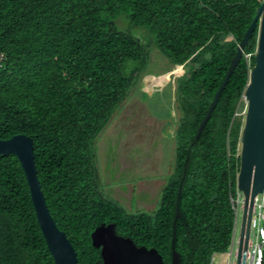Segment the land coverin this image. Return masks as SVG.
<instances>
[{"label":"trees","instance_id":"obj_1","mask_svg":"<svg viewBox=\"0 0 264 264\" xmlns=\"http://www.w3.org/2000/svg\"><path fill=\"white\" fill-rule=\"evenodd\" d=\"M258 0H0V140L32 141L46 207L76 255L101 264L91 233L113 224L163 264H209L230 246L244 89L257 28L206 122ZM231 37L225 41L226 37ZM151 47L186 71L172 174L153 214H127L99 188L94 141L147 68ZM178 213V216H176ZM0 264H53L22 168L0 157Z\"/></svg>","mask_w":264,"mask_h":264},{"label":"rangeland","instance_id":"obj_2","mask_svg":"<svg viewBox=\"0 0 264 264\" xmlns=\"http://www.w3.org/2000/svg\"><path fill=\"white\" fill-rule=\"evenodd\" d=\"M151 49L145 72L112 113L93 147L100 190L130 215L154 213L172 174L174 135L182 118L175 90L186 68L171 65Z\"/></svg>","mask_w":264,"mask_h":264},{"label":"water","instance_id":"obj_3","mask_svg":"<svg viewBox=\"0 0 264 264\" xmlns=\"http://www.w3.org/2000/svg\"><path fill=\"white\" fill-rule=\"evenodd\" d=\"M258 2L255 16L238 44L226 76L198 127L200 132L232 69L240 59L243 48L258 25L256 49L253 55L254 65L249 70L248 83L242 96L245 102V113L239 139L236 190L243 196V214L237 264H240L242 245L248 238L254 199L264 190V0H258ZM7 154H13L22 168L37 224L53 264H76V255L71 244L65 234L56 227L46 207L36 176L31 139L24 135H14L7 140H0V157ZM91 244L100 249L101 264H163L155 249L136 247L130 239L116 235L113 224H102L96 227L91 233ZM171 264H180L179 256L174 251H172Z\"/></svg>","mask_w":264,"mask_h":264},{"label":"built area","instance_id":"obj_4","mask_svg":"<svg viewBox=\"0 0 264 264\" xmlns=\"http://www.w3.org/2000/svg\"><path fill=\"white\" fill-rule=\"evenodd\" d=\"M237 191V190H236ZM239 192L237 191V194ZM236 194L234 204V222L229 249L225 253H214L209 264H237L238 245L241 231L243 196ZM264 264V190L254 199L249 221V233L240 252V264Z\"/></svg>","mask_w":264,"mask_h":264},{"label":"flooded vegetation","instance_id":"obj_5","mask_svg":"<svg viewBox=\"0 0 264 264\" xmlns=\"http://www.w3.org/2000/svg\"><path fill=\"white\" fill-rule=\"evenodd\" d=\"M100 250V249H99ZM102 260V259H101Z\"/></svg>","mask_w":264,"mask_h":264}]
</instances>
